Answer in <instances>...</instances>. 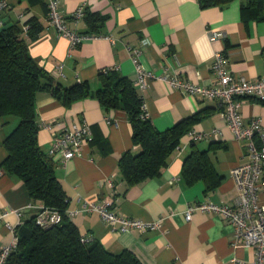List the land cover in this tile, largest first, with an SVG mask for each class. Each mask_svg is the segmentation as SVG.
Here are the masks:
<instances>
[{
  "label": "crops",
  "instance_id": "crops-1",
  "mask_svg": "<svg viewBox=\"0 0 264 264\" xmlns=\"http://www.w3.org/2000/svg\"><path fill=\"white\" fill-rule=\"evenodd\" d=\"M58 1L66 25L79 32L86 29L83 17L74 16L79 6L104 15L100 35L71 47L68 39L49 24L46 0H6L7 6L0 11V26L9 21L30 27L28 21L35 19L41 30L35 38L27 37L28 51L38 67L63 85L79 79L96 88L98 73L110 68L134 81L137 72L126 46L139 45L143 37L148 43L142 48L140 62L156 74L167 73L199 85H213L215 76L210 66L214 54L221 52L234 74L249 80L264 75V18L242 15L241 7L249 0L207 6H201L198 0ZM215 31L223 35L215 36ZM140 94L152 124L160 131L184 118H192L179 141L183 152L172 154L158 175L133 184L125 193H121L124 182L118 161L124 151L134 148L126 112L105 109L94 97L64 107L46 91L36 94L35 109L40 123L60 122L56 127L59 131L71 123L86 122L93 134L82 156L65 162L59 155L54 157L55 175L67 196V215L82 235L100 240L112 253L127 249L141 264H252L254 249L236 242L233 226L220 215L195 210L189 221L184 217L192 203H230L237 195L230 171L247 160V147L246 141L236 139L221 118L222 104L217 98L181 92L159 79H150ZM239 110L244 123L259 118L264 128V102L259 98L240 97ZM16 122L15 117H10L0 123V164L7 155L3 140ZM213 128L219 131L216 137L195 140L200 149L208 148L212 141L219 143L209 154L221 180L206 191L201 180L186 184L181 169L183 153L192 144L188 131L209 132ZM50 137V132L40 126L37 139L45 151ZM0 170L1 247L36 213V208L30 206L36 202L31 200L21 178L1 167ZM103 199H110L113 209L128 217L154 221L166 215L162 231L121 232L104 223L96 211H82L84 206ZM259 201L264 203L262 189ZM170 210L172 214L168 215ZM6 223H10L14 232Z\"/></svg>",
  "mask_w": 264,
  "mask_h": 264
},
{
  "label": "trees",
  "instance_id": "trees-1",
  "mask_svg": "<svg viewBox=\"0 0 264 264\" xmlns=\"http://www.w3.org/2000/svg\"><path fill=\"white\" fill-rule=\"evenodd\" d=\"M198 1L201 6H207L225 4L230 0ZM262 4L264 0H249L241 7L242 15L264 18ZM82 17L86 29L81 33L100 35L105 16L85 9ZM28 23L30 27L26 35L17 22L0 28V123L10 117L17 119L3 140L7 155L0 167L21 178L31 200L56 209L61 220L47 227L36 224V213L26 220L16 230L17 244L9 252L5 264H141L127 249L112 253L98 239L80 240L82 234L66 213L67 196L55 175V159L38 143L37 132L41 123L35 109L36 94L46 91L64 107L76 100L94 97L105 109L126 112L134 148L124 151L118 161L124 182L121 193L161 172L169 157L178 153L176 147L188 130L192 116L164 130L156 129L149 115L144 116L143 98L134 81L113 68L98 73L96 88H92L87 80L79 79L68 85L61 84L55 76L38 67L30 55L27 37L35 38L41 26L35 19ZM259 100L264 102V98ZM217 145L219 143L212 141L208 148L200 149L192 140L190 150L183 153L181 177L186 184L201 180L206 191L219 184L221 175L209 154V150Z\"/></svg>",
  "mask_w": 264,
  "mask_h": 264
},
{
  "label": "built area",
  "instance_id": "built-area-1",
  "mask_svg": "<svg viewBox=\"0 0 264 264\" xmlns=\"http://www.w3.org/2000/svg\"><path fill=\"white\" fill-rule=\"evenodd\" d=\"M47 19L50 25L56 28L58 33L67 38L71 47L77 46L85 40L96 37L97 35L81 33L71 29L66 25L65 19L61 14L58 0H46ZM7 6L6 0H0V11ZM83 6H79L74 13L76 18L82 16ZM1 24V22H0ZM21 30L26 35L28 26L22 24ZM215 36H222L221 31H215ZM112 38L111 36H109ZM148 43V39L143 37L139 45L126 46V51L135 66L137 77L134 85L138 90H143L150 79H159L169 86L200 97L217 98L222 104L220 116L224 120L233 136L239 140L246 141L247 160L244 163L235 165L231 171V177L237 186V195L230 203H215L212 201H201L190 204L184 217L187 221L191 219V214L195 210L214 213L220 215L225 221L233 226L234 240L243 245L254 249V259L252 264H264V203L259 201V192L264 190V128L260 124L259 118H252L244 123L240 113V97L253 96L255 98H264V75L249 80L244 76L234 74L226 65V57L221 52L214 54V60L210 66L211 72L215 76L213 85H199L193 81L182 79L176 75L167 73L156 74L147 70L140 62V55L143 46ZM62 66V65H61ZM61 66L56 69L60 73ZM144 116H148L144 102L142 105ZM60 122H42L41 126L50 132L49 148L47 153L53 158L56 155L61 156V161L83 155V148L93 138L90 126L86 122L71 123L63 126L61 130L56 127ZM218 129L213 128L209 132H200L194 129L188 131L192 140H199L205 137H216ZM178 154L183 152V147L179 144L176 147ZM2 171L0 170V173ZM111 185V183H110ZM36 208V224L47 227L58 223L61 220L60 213L56 209L44 206L43 204H30ZM82 211H96L100 218L112 229L121 232L131 230L162 231V222L165 216H160L154 221H145L138 218L128 217L116 212L112 207L110 199H103L98 203H90L83 207ZM74 212H69L73 215ZM3 213L2 215H5ZM170 210L168 215H171ZM9 230L14 232L10 223L5 224ZM14 232L11 241L0 247V264H5L9 252L17 244V236ZM82 242H89L92 239L81 235Z\"/></svg>",
  "mask_w": 264,
  "mask_h": 264
},
{
  "label": "water",
  "instance_id": "water-1",
  "mask_svg": "<svg viewBox=\"0 0 264 264\" xmlns=\"http://www.w3.org/2000/svg\"><path fill=\"white\" fill-rule=\"evenodd\" d=\"M9 24H11L9 21L4 22V23L1 25L0 28H4V27H6V26L9 25Z\"/></svg>",
  "mask_w": 264,
  "mask_h": 264
}]
</instances>
